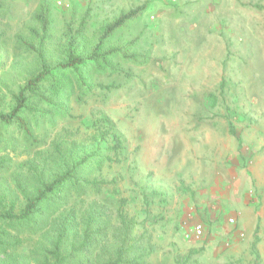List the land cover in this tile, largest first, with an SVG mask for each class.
<instances>
[{
    "label": "rangeland",
    "instance_id": "374dc122",
    "mask_svg": "<svg viewBox=\"0 0 264 264\" xmlns=\"http://www.w3.org/2000/svg\"><path fill=\"white\" fill-rule=\"evenodd\" d=\"M142 5L103 41L102 58L61 68L71 39L87 58L104 25ZM42 7L44 33L34 17ZM39 54L48 75L24 91L28 132L0 122V193L30 177L32 162L36 171L97 148L103 159L84 175L104 184H66L41 215L13 224L19 243L0 264L41 261L48 231L68 212L78 234L91 218L88 231L100 226L109 244L120 213L135 222L133 237L154 249L147 264H264V0H0L1 112L42 70ZM106 131L122 150L106 151ZM182 205L202 227L197 240H182ZM92 238L94 262L105 237Z\"/></svg>",
    "mask_w": 264,
    "mask_h": 264
},
{
    "label": "trees",
    "instance_id": "16d2710c",
    "mask_svg": "<svg viewBox=\"0 0 264 264\" xmlns=\"http://www.w3.org/2000/svg\"><path fill=\"white\" fill-rule=\"evenodd\" d=\"M144 10V5L129 9L125 12H120L119 15L109 24L102 27L99 38H97V44L91 51L89 56H85L78 53L77 46L74 39H71L67 45V55L66 63L61 65L62 69L71 70L75 67L81 66L86 62H95L98 58H102L103 55L99 54L101 46L104 44L107 38H109L113 33L117 32L126 24L131 23L136 19L140 13ZM45 12L43 7L35 14V19L41 24L42 32H46L48 27V20L45 17ZM84 24V23H83ZM82 24V27H83ZM82 35V30H79L78 34ZM129 47H126L128 49ZM112 53V52H111ZM42 60L41 67L42 70L30 79L24 88L18 91V94L14 97L15 105L8 112L3 113L0 111V122L10 126L13 123L18 124L20 127L27 130V122L19 117V113L22 109L33 111V109L27 106V98L24 96V91L29 90L34 91L35 86L42 82L46 75H48L45 63L43 62V57L39 54ZM42 112H45L43 110ZM111 137L113 146H110L106 151H119L122 150V142L120 137L106 131L102 133L101 138ZM93 139H96L94 137ZM2 141H0V144ZM95 151V152H94ZM89 154L79 153L75 155L70 154L61 160L55 161L49 158L42 169H37L34 162L31 163V176L23 180L14 181V190L11 192H1L0 193V255H3L5 259H10L8 251L12 247L16 246L19 242L12 238L13 236L9 229L14 225H23L28 223L31 218H35L41 215L43 212L42 206L51 202V200H57L61 193L64 191L66 184L68 187H83L86 185H102L104 182H96L93 180L88 182L86 180L85 164L94 160V167L98 165L99 160L103 159L104 150H94ZM106 161H112L110 156H104ZM3 160H0V163ZM118 162V161H117ZM1 165V164H0ZM1 167V166H0ZM93 167V169H94ZM63 169V171H62ZM92 171V170H91ZM21 205L20 211L17 213L16 209L18 204ZM68 212L65 215L59 214L57 218V224L53 225L51 230L47 233L48 247L39 249V256L41 261H35V264H147L146 259L154 252L152 246L141 247L140 236L133 237L132 231L136 223L129 220L128 222L124 219L122 214H119L121 228L114 234V243L109 244V238L103 233V229L98 226L94 231L89 232L88 227L91 218H87L83 224V230L76 232V218H70ZM76 224V225H75ZM35 226L38 223L34 224ZM101 235L104 239L97 241L96 247L101 246V251L104 255H96L94 262L90 257L93 256L95 246V238L92 235ZM81 237V242L78 247H75V241L78 237ZM70 250L69 252L67 251ZM102 256V257H100ZM16 258V256H13ZM29 264V262L24 263Z\"/></svg>",
    "mask_w": 264,
    "mask_h": 264
},
{
    "label": "crops",
    "instance_id": "0c3cea01",
    "mask_svg": "<svg viewBox=\"0 0 264 264\" xmlns=\"http://www.w3.org/2000/svg\"><path fill=\"white\" fill-rule=\"evenodd\" d=\"M186 119H187V117H186ZM183 120L184 119H182V122H183ZM190 121H192V118H190ZM212 131L215 132V138H217L216 130H212ZM191 137H194V136H191ZM189 138H190V135H189ZM185 139H188V135L183 134L182 135V146H183V143H184L183 141ZM238 195H241V193L240 194L237 193L234 196L236 202L239 201V196ZM195 210H196L195 206H192V210L191 211H195ZM195 222H196L195 217H192L190 219L186 218V214L183 213V205H182V240L183 241L194 240V239L197 240V238L199 237V236H196L194 234V227L199 225V224H195V226H193Z\"/></svg>",
    "mask_w": 264,
    "mask_h": 264
},
{
    "label": "built area",
    "instance_id": "2783aa9c",
    "mask_svg": "<svg viewBox=\"0 0 264 264\" xmlns=\"http://www.w3.org/2000/svg\"><path fill=\"white\" fill-rule=\"evenodd\" d=\"M194 234L200 236L202 234V227L200 225L194 227Z\"/></svg>",
    "mask_w": 264,
    "mask_h": 264
}]
</instances>
